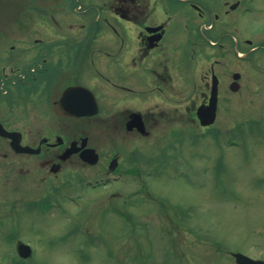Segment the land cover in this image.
Segmentation results:
<instances>
[{"label":"rangeland","instance_id":"1","mask_svg":"<svg viewBox=\"0 0 264 264\" xmlns=\"http://www.w3.org/2000/svg\"><path fill=\"white\" fill-rule=\"evenodd\" d=\"M76 3L75 23L53 29L65 36L64 52L73 56L75 31H88L91 19L102 15L85 0ZM165 9L157 12L171 16L169 27L189 34L186 43L178 38L174 71L176 81L187 82V95L177 89L173 104L157 105L158 95H149L144 76L131 78L148 62L137 60V68H131L120 51L87 53L77 65L83 83L117 101L137 95L145 97V110L173 113L159 118L150 136L139 141L115 134L122 149L117 170L128 175L111 184L84 185L108 170L82 173L78 165L70 176L82 177L79 184L59 178L42 187L43 196L17 193L15 198L12 171L2 164L0 264H235L234 252L264 260V49L241 58L227 40L226 46L209 47L192 20L184 19L192 17L190 9H167L168 15ZM257 9L254 16L242 15L241 27L264 24L263 0ZM75 24L85 28L74 30ZM126 30L134 37V25ZM207 35L217 39L215 33ZM211 62L223 75L224 91L217 120L206 127L186 110L199 99ZM233 71L243 73L238 92L228 87ZM19 240L32 246L30 258L17 254Z\"/></svg>","mask_w":264,"mask_h":264},{"label":"flooded vegetation","instance_id":"2","mask_svg":"<svg viewBox=\"0 0 264 264\" xmlns=\"http://www.w3.org/2000/svg\"><path fill=\"white\" fill-rule=\"evenodd\" d=\"M85 1L102 15L91 19L88 31H75L71 50L77 55L73 56L64 52L65 36L53 29L62 30L67 22L75 23L77 0H0V166L4 164L9 173L12 171L15 198L17 193L43 196L42 187L59 178L79 182V178L68 175L78 165L100 170L98 166L108 167L113 158L119 164L122 149L115 145V134L137 141L151 134L127 129L132 113L141 114L148 130L156 129L159 118L172 115V111L164 109L145 110V97L124 95L117 101L92 84L83 83L77 65L90 51H120L123 63L131 68H137V60L148 62L149 67L131 78L144 76L149 95H158L156 104L170 105L175 102L178 90L183 94L188 90L186 81H176L174 71L178 38L182 37L186 43L189 34L187 30L176 33L169 27L171 16L164 18L162 10H157L166 8L168 15L167 9H190L192 17L184 19L197 26L204 43L210 31L217 34L219 46H225L229 40L234 42L236 51L244 44L252 45L256 39L264 40V24L252 28L241 27L240 23L242 15H255L262 0ZM130 24L136 27L132 38L126 30ZM75 25L74 30L85 28ZM254 31H257L255 38H249L247 33ZM254 47L242 51L260 49ZM216 62L220 63L219 59ZM208 69L200 100L192 102L190 114L186 110V115L194 114V105L208 103L213 71L219 79L221 101L223 75L213 63ZM116 88L133 89L125 85ZM94 109L95 113H81ZM115 117L119 124L114 123ZM84 138L87 146L94 147L99 154L94 165L83 161ZM133 145L136 149V144ZM22 147L29 149L25 151ZM71 147L74 151L64 158ZM55 168L57 171L53 172Z\"/></svg>","mask_w":264,"mask_h":264},{"label":"water","instance_id":"3","mask_svg":"<svg viewBox=\"0 0 264 264\" xmlns=\"http://www.w3.org/2000/svg\"><path fill=\"white\" fill-rule=\"evenodd\" d=\"M234 78L238 79L239 73H235ZM231 88L233 90H237L239 88V84H237L236 82L232 83ZM217 94H218V86H217L216 79L214 77L209 105H206V106L201 105L198 108L197 113H198V116L202 124H210L214 122L215 117H216V109H217V98H218ZM138 116L139 115H134V118L129 123V127L137 126L139 129L143 130L144 129L143 121L141 120L140 117H139L140 119H138ZM85 152H87L88 158L92 157L90 156V154L93 152V149H85ZM92 161H95V160H92ZM18 252L21 256L28 257L31 255L32 249L30 245L20 241L18 243ZM234 255L236 256L237 264H264L263 260H255L241 253H235Z\"/></svg>","mask_w":264,"mask_h":264}]
</instances>
